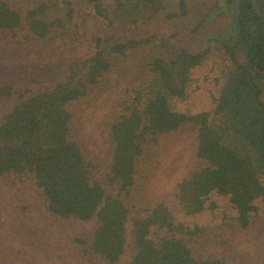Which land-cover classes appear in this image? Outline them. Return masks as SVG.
I'll return each instance as SVG.
<instances>
[{"label": "trees", "instance_id": "trees-1", "mask_svg": "<svg viewBox=\"0 0 264 264\" xmlns=\"http://www.w3.org/2000/svg\"><path fill=\"white\" fill-rule=\"evenodd\" d=\"M231 1L0 0V63L64 65L38 90L0 82V262L46 242L26 204L7 202L37 190L47 219L81 227V264H264V241H239L264 222V76L242 56ZM239 21L264 70L254 0H240ZM208 62L214 105L177 109ZM178 142L187 159L157 194L152 179ZM213 192L225 199L219 221L178 219Z\"/></svg>", "mask_w": 264, "mask_h": 264}, {"label": "rangeland", "instance_id": "rangeland-1", "mask_svg": "<svg viewBox=\"0 0 264 264\" xmlns=\"http://www.w3.org/2000/svg\"><path fill=\"white\" fill-rule=\"evenodd\" d=\"M5 54L0 50V56ZM64 72V65L56 63H17L14 65H3L0 63V82L2 81H22L30 85L32 89L38 90L47 86L52 80L59 79ZM211 63L196 67L193 72V81L189 88V97L183 102H176V107L182 111L197 112L210 109L214 105L216 96V86L214 84ZM181 156V158H177ZM188 151L183 149V143L178 142L175 147L168 151L166 165L159 169L153 177L151 185L155 193H164L171 189L174 178L178 175L182 162H185ZM10 205L18 203L26 204L27 214L35 225L44 235L46 242L40 243L37 257H26L17 264H81L77 258L75 243L77 236H82L80 226L69 219H59L51 221L47 219L43 212L41 195L37 190H32L25 200L12 201L7 199ZM225 199L215 192L209 195L206 201V208L199 214L185 215L178 214V219L189 224L193 222L208 224L219 221L221 211L224 210ZM211 203L214 205L212 206ZM3 206L0 205V239L7 229L5 225V215ZM82 230V229H81ZM6 232V231H5ZM241 247L252 248L256 244L264 241V222L261 226L251 232L242 233L239 236ZM1 247V246H0ZM0 264H15L9 259H4Z\"/></svg>", "mask_w": 264, "mask_h": 264}, {"label": "water", "instance_id": "water-1", "mask_svg": "<svg viewBox=\"0 0 264 264\" xmlns=\"http://www.w3.org/2000/svg\"><path fill=\"white\" fill-rule=\"evenodd\" d=\"M257 11L261 18L264 21V5L262 0H254ZM239 4L240 0H232L231 1V17H232V22H233V27H234V33L236 35V39L239 43L240 49L242 56L246 62V64L249 66V68L256 74L264 76V70L258 69L253 62L250 59V56L248 54V51L246 49L242 33H241V26H240V21H239Z\"/></svg>", "mask_w": 264, "mask_h": 264}]
</instances>
